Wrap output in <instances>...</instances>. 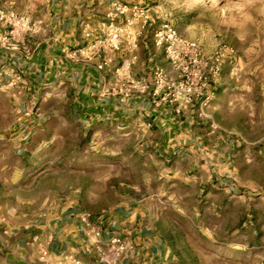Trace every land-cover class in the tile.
<instances>
[{
    "label": "crops",
    "instance_id": "crops-1",
    "mask_svg": "<svg viewBox=\"0 0 264 264\" xmlns=\"http://www.w3.org/2000/svg\"><path fill=\"white\" fill-rule=\"evenodd\" d=\"M115 1L143 4L53 0L37 20L25 17L28 27L17 30L9 45L0 43V264H66L71 257L98 264V244L83 213L92 221L104 218L102 241L123 238L121 264H171L154 226L157 218L135 197L146 186L129 185L127 172L140 162L142 178L206 185L218 179L224 158L230 164L231 144L221 137L216 113L222 117L232 98L216 94L207 108L196 103L181 112L150 95L122 98L118 90L128 77L140 79L155 67L177 77L153 37L156 21L177 26L158 0L143 4L154 17L146 25L127 24L129 11L114 15ZM111 21L125 29L119 49L92 51V42ZM7 30L0 22V35ZM81 52L92 54L87 58ZM24 123H32L29 137L22 135ZM80 146L88 149L83 151L87 161L117 164L81 171L118 180L113 188L119 199L111 206L103 205L95 186L80 185V170L73 166ZM151 164L154 174H149Z\"/></svg>",
    "mask_w": 264,
    "mask_h": 264
},
{
    "label": "rangeland",
    "instance_id": "rangeland-1",
    "mask_svg": "<svg viewBox=\"0 0 264 264\" xmlns=\"http://www.w3.org/2000/svg\"><path fill=\"white\" fill-rule=\"evenodd\" d=\"M158 1L183 37L188 34L186 38L196 41L206 58L220 54L209 105L216 94L222 100L232 98L233 105L228 111L224 108L222 117L216 113L221 137L231 144L230 164L223 159L216 181L188 186L166 178H142L144 167L138 162L127 172V183L145 184V191L135 197L157 218L154 226L164 237L171 264H264V0ZM52 2L0 0V11L33 22L50 11ZM86 150L80 146L73 164L80 170L79 183L95 186L103 205L111 206L119 199L113 188L118 180L103 178L101 171H81L117 164L87 161ZM156 170L151 164L149 174Z\"/></svg>",
    "mask_w": 264,
    "mask_h": 264
},
{
    "label": "built area",
    "instance_id": "built-area-1",
    "mask_svg": "<svg viewBox=\"0 0 264 264\" xmlns=\"http://www.w3.org/2000/svg\"><path fill=\"white\" fill-rule=\"evenodd\" d=\"M114 15H124L130 12L131 16L126 21L127 24L141 22L144 25L153 22V16L150 9L139 3L127 6L124 3L115 1ZM0 22L8 28L5 33L0 35V43L9 45L12 36L17 34V30L28 27V21L24 17H18L13 13L0 11ZM125 32L124 27L111 21L101 31V35L92 42V51H101L104 48L118 50L122 34ZM153 37L157 46L164 51L167 61L170 63L177 77L172 78L160 67H155L152 71L140 79L128 77L124 86L118 91L122 98L142 94L150 95L157 98L158 101H164L172 104L176 112L189 108L198 103L200 108H206L211 99L213 92L211 82L219 75L220 71V54L211 58H206L201 51L200 45L191 39L183 37L177 29L167 20L160 22L154 29ZM82 55L89 58L92 52ZM106 64L105 61L98 64L102 69ZM32 123L22 125L23 137L31 135ZM82 221L91 229V236L98 244L95 253V259L98 264H121V257L126 249V244L122 237L114 235L108 240L102 241L103 217H97L95 220L90 219L89 213H83ZM48 253L43 251L42 259L45 260ZM66 264H85L78 258H67Z\"/></svg>",
    "mask_w": 264,
    "mask_h": 264
}]
</instances>
